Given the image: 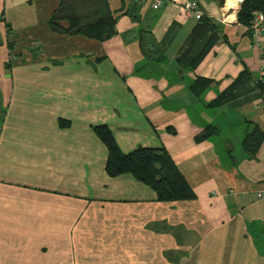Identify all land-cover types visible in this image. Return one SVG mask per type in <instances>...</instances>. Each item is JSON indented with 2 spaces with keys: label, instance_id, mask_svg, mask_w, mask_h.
Instances as JSON below:
<instances>
[{
  "label": "crops",
  "instance_id": "0c3cea01",
  "mask_svg": "<svg viewBox=\"0 0 264 264\" xmlns=\"http://www.w3.org/2000/svg\"><path fill=\"white\" fill-rule=\"evenodd\" d=\"M159 1L106 0L114 33L97 41L49 29L59 0H0V264H264V139L241 146L264 134V35L237 22L242 0ZM141 29L162 62L142 58ZM243 71L232 101L205 107ZM195 78L211 81L197 102ZM97 125L123 153L164 148L195 198L108 177Z\"/></svg>",
  "mask_w": 264,
  "mask_h": 264
},
{
  "label": "trees",
  "instance_id": "16d2710c",
  "mask_svg": "<svg viewBox=\"0 0 264 264\" xmlns=\"http://www.w3.org/2000/svg\"><path fill=\"white\" fill-rule=\"evenodd\" d=\"M257 12L264 17V0H242L236 13V20L239 24L247 27L251 33L250 23L254 13ZM130 13L133 19L138 22V18L134 16L133 11ZM61 21H67L68 27L66 29L60 26ZM114 24L115 22L107 8L106 0H59L58 6L52 12L47 26L52 32L57 34L82 35L88 39L104 41L113 35ZM217 40L218 38L213 34L203 52L191 63V68L197 65L210 46ZM138 45L140 54L145 62L160 63L163 61V55L158 50L157 43L148 30H139ZM248 79L247 72L243 71L205 107L215 109L229 103L234 98V90ZM210 84L211 81L208 79L195 78L187 87L193 101L197 102ZM92 129L106 148L105 173L108 177L131 175L135 180L149 187L155 193L156 201L160 203L185 201L195 198L194 192L177 170L164 148L137 147L128 153H123L105 125H97L92 127ZM217 133V127L207 125L195 137V141L206 140ZM263 139L264 134L257 127H254L242 140L243 152L249 157L254 156Z\"/></svg>",
  "mask_w": 264,
  "mask_h": 264
},
{
  "label": "built area",
  "instance_id": "2783aa9c",
  "mask_svg": "<svg viewBox=\"0 0 264 264\" xmlns=\"http://www.w3.org/2000/svg\"><path fill=\"white\" fill-rule=\"evenodd\" d=\"M155 6H159L160 1L155 0ZM182 11L185 17L187 18H195L200 19L203 15L202 13L197 9V6L189 1H185L182 4ZM251 33L252 38H254L256 41H258L263 35H264V17L261 13H254L252 20H251ZM261 77H264V70L260 71Z\"/></svg>",
  "mask_w": 264,
  "mask_h": 264
},
{
  "label": "rangeland",
  "instance_id": "374dc122",
  "mask_svg": "<svg viewBox=\"0 0 264 264\" xmlns=\"http://www.w3.org/2000/svg\"><path fill=\"white\" fill-rule=\"evenodd\" d=\"M261 78H264V77H261ZM234 147V146H233Z\"/></svg>",
  "mask_w": 264,
  "mask_h": 264
}]
</instances>
